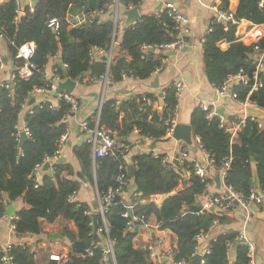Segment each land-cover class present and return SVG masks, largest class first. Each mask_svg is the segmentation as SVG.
Listing matches in <instances>:
<instances>
[{"label": "trees", "instance_id": "1", "mask_svg": "<svg viewBox=\"0 0 264 264\" xmlns=\"http://www.w3.org/2000/svg\"><path fill=\"white\" fill-rule=\"evenodd\" d=\"M114 1L36 0L33 11L29 6H24V15L19 16L17 21L16 4L10 1L0 7V30L13 42L10 51L15 59L21 45L34 42L36 53L33 60L42 69H45L50 58L58 56L61 51L62 63L67 65V69L58 66L56 62L55 69L60 78L68 73L73 80L81 81L87 73L93 78L107 73L114 84L121 83L125 78L149 79L162 68L163 61L168 56L169 50L161 46L178 39V32L173 30L175 24L167 12L143 14L139 21L127 26L122 35L117 36V52L109 67L102 55L91 61L94 48L110 47L115 25L108 7ZM219 1L218 8L229 11L230 0ZM118 2L123 7L141 6L140 0ZM260 3L261 0H240L234 14L236 20L245 19L255 25H264V7ZM72 6L85 12L105 10L109 18L105 21L95 20L88 28H69L65 17ZM52 19L60 22L56 33L49 26ZM237 28L238 24L231 21H215L211 30L203 36L206 76L218 88L241 70L250 79L251 85L254 81L257 61L250 56L254 53L252 46L245 45L237 37ZM222 42H227L229 47L222 49ZM144 45L150 48L145 50L142 48ZM261 48L264 50V38ZM16 62L17 66L23 64L20 59H16ZM259 77L263 85L258 90L251 92V85L238 82L232 91L237 94L238 100H249L264 108V72L259 73ZM46 81L43 74L34 73L28 79L16 75L9 88L6 87L9 82L0 83V218L5 216L7 199L14 202L22 198L28 208L19 210L11 223L15 225V232L23 237L32 235L39 238L32 246L24 243L12 245L8 250L1 249L0 264H8L3 260L4 257L10 258L12 264H103L104 245H94L93 241L103 242L108 238L113 243L117 264H149V249L136 248L134 240L140 227L153 217L161 230H171L177 236V246L172 252L174 262L187 263L196 253V235L200 232L208 233L216 223L226 220L227 211L224 214L202 212V206H196L213 180H201L191 171L187 186L180 187L184 181L182 173L175 165L169 169L163 166L161 158L165 154L155 158L153 151L134 156L135 172L131 177L127 161L110 155L94 160L92 145L84 141L73 148V154L87 182L95 185L99 194L110 187L116 188L117 177L121 172H126L128 183L132 180L135 186L129 203L121 192L116 195L107 212L108 234L96 233L93 213H89L92 212L91 207L70 199L83 184L71 163L57 162L54 170L45 172L39 181L32 175L34 169L44 164L46 158L59 152L60 139L68 131L67 116L71 104L61 99L57 105L49 101L33 105L25 115V123L31 135L22 144L19 142L20 113L31 98V92L46 84ZM164 91L167 106L161 112L154 110L153 105H145L142 95L125 102L105 99L100 112V124L113 130L121 145H131L125 138L136 129L140 130L139 138L149 137L154 143H158L167 134L169 126L166 119L174 118L178 105L176 89L170 87ZM145 97L159 101L158 96L152 94ZM211 110H205L201 105L194 109L191 118L192 133L200 139L202 148L214 158L217 171L224 168L226 158H231L225 184L247 197L255 187L256 172L259 188L264 190V128H259L258 123L250 117L246 126L232 141L231 134L221 126L220 118L216 115L208 116ZM150 113H153L151 120L148 118ZM91 119L92 117L89 120ZM128 185L123 189L127 190ZM173 191L176 194L165 199L161 206L155 202L143 203V200L168 195ZM127 205H132L133 208L129 210ZM126 211L131 212L132 217L144 216L145 220H137L130 227V218L123 216ZM58 220L66 224L74 222L77 229L74 232L66 226L64 231L71 241V250L66 256L68 261L65 263L51 259L49 251L39 246L42 241L40 237L46 233L44 224ZM101 228L103 223L98 217V230ZM239 236L237 232H230L212 240L209 251L204 256V264H249L248 246ZM88 250L93 253L90 254Z\"/></svg>", "mask_w": 264, "mask_h": 264}, {"label": "crops", "instance_id": "2", "mask_svg": "<svg viewBox=\"0 0 264 264\" xmlns=\"http://www.w3.org/2000/svg\"><path fill=\"white\" fill-rule=\"evenodd\" d=\"M167 1H171L179 6V8L190 19L189 32L187 39L189 41L188 50H169L168 56L163 61V66L160 70L152 75L151 78L146 80L136 78H125L121 83L114 85H105L103 80L99 78H93L88 73L84 75L83 79L73 80L76 82L74 90L71 92L79 101V108L75 114H72L68 120V131L66 133V141L61 148L60 157H65L64 162L71 163L75 169V172H82L80 164L73 154V148L87 140V135L82 131L81 124L85 120H89L95 111L99 108L100 104L105 99H114L118 102H125L129 98H135L137 96H146L152 94L158 96L160 92L167 88H170L175 81H182L185 86L181 91V96L178 99L177 111L174 116L177 124H190L194 109L198 105H205L208 109H212L216 112V109L224 106L225 115L223 116L226 124H230L238 115L246 114L250 117H257L264 122V115H256L254 113H248L247 108L253 106L264 111V108H260L255 104H248L244 106L237 99H234L232 95H221L218 92L217 87L210 83L205 72V58H204V46L203 39L204 34L208 31L210 21L216 16L219 0H144L138 7L141 14L158 13V7ZM240 0H230L229 12L235 14L238 8ZM262 7H264V0H262ZM126 7L120 5V28L118 30V36H121L125 29L126 16L122 14ZM82 9L76 6H72L68 13L78 14ZM21 13L20 16H23ZM111 16V15H110ZM100 20L105 21L109 18V15L102 14ZM237 37L244 36L248 31L253 29L255 24L242 19L237 21ZM132 25V24H130ZM129 25V26H130ZM242 41V40H240ZM245 45L252 46L250 41H242ZM10 42L5 37H0V63L2 62L3 68L0 70V83L3 81L10 82L16 71L17 62L10 51ZM187 47V46H186ZM229 44L227 42L221 43L222 49H227ZM174 52L171 54L170 52ZM99 57V53H97ZM259 54L254 52L252 57L257 61ZM6 60V62L2 61ZM58 57L53 56L50 58L49 63L46 65L45 70L47 77L51 80H57L58 75L56 73L55 65ZM66 75L58 81H66ZM155 79H158V88L152 87V83ZM62 92H69L63 90ZM31 97H35V102L31 105L28 104L29 100L24 105V108L19 116L18 128L22 131L25 127V115L28 113L33 105H37L41 102L49 101L52 104L59 103V96L57 94H32ZM220 97H224V102L220 100ZM159 105V103H158ZM154 110L159 111V107L155 106ZM161 112V111H160ZM138 133H131L128 140L131 145L126 161L128 164L133 163V157L142 152L155 151L162 154H174L177 155L182 151L189 153V160L185 163H180L182 169V175L184 179H189L191 168L190 163L193 161L206 162L205 153L202 147H200V139L194 137L192 133V144L189 145L183 140L176 139L172 135L165 136L164 139L155 143L154 149H151V145L154 143L152 139L145 137H138ZM176 166V165H175ZM44 167V166H43ZM43 167L38 172L39 180L42 179L45 172H52L50 170H44ZM177 167V166H176ZM178 168V167H177ZM218 172L216 170H210L208 172L209 178L213 180V183L209 186L210 195L223 193L225 191V183L222 180L220 189L216 188L214 178ZM77 178L76 176H74ZM129 182V180H128ZM129 184V185H128ZM127 190L122 189L121 195L126 202H130L134 195L135 186L133 181L127 183ZM126 185V186H127ZM184 185V182L180 184V187ZM201 202H205L206 196L200 198ZM73 201L86 203L91 207V210L95 212L92 204L98 200V190L95 185L90 182L83 183L80 190L72 196ZM155 202L159 206L163 203V195L153 196L149 200H143V203ZM203 202V203H204ZM11 203L16 207L17 212L21 209L28 208L27 204L22 198L17 199ZM202 203V204H203ZM260 206V207H259ZM256 206L258 211H264V203ZM16 215V214H15ZM14 215V216H15ZM13 216V217H14ZM11 217L9 221L5 218L0 220V250L6 249L9 245H23L24 243L32 246L36 240L32 235L18 238L16 232L12 230ZM226 220L220 223H216L211 230L206 234L204 239L200 242V254L209 249L212 240L216 239L219 235L237 232L239 235L245 233L246 241L252 242L255 246L254 261L255 264H264V221L259 219L257 214L252 210L248 214L241 206H236L233 209L225 213ZM66 226L71 231L76 232V226L74 222L65 223L62 220H58L54 223H45L44 233L40 238L39 246L42 249L49 251L50 258L53 255L66 257L71 250V241L65 236L64 231ZM56 235L51 239L50 235ZM134 245L138 249L153 247L156 253V259L160 260L164 264H176L172 257L173 249L177 246V236L168 229L161 230L156 218H151L148 223H145L140 227L139 233L134 240ZM235 253L232 254L234 258ZM194 257V256H193ZM193 257L186 263L191 264ZM204 264V262H203Z\"/></svg>", "mask_w": 264, "mask_h": 264}, {"label": "built area", "instance_id": "3", "mask_svg": "<svg viewBox=\"0 0 264 264\" xmlns=\"http://www.w3.org/2000/svg\"><path fill=\"white\" fill-rule=\"evenodd\" d=\"M10 1H14L16 4V17L15 21L18 20L20 14L23 11V5L21 0H0V7ZM144 0H140V4ZM262 4V0L260 5ZM134 5H129L128 7L125 8V10L133 9ZM217 8L216 16L213 17L210 21V25L208 28V31L211 30V25L217 21V22H234L236 23L237 20L234 16L233 13L229 11H224ZM30 10L33 11V6L30 5ZM108 11H110L111 14V19L114 22L115 25V31L112 35L111 38V43L110 47L108 49H96V52L93 51L92 56H91V61L96 60L97 53H99V56H105L106 57V63L107 66L111 64V61L113 57L116 55V50L115 46L117 45V36H118V30L120 28V4L118 0H115L110 6L108 7ZM167 12L169 18L173 21L175 24L173 27V30H176L178 32V39L175 42H172L170 44H165L162 45L161 47L163 49L167 50H181L183 47L189 45V41L187 39V35L189 32V24H190V19L188 16L185 15V13L179 8L178 5L171 1H167L163 4L162 8L158 11V13H163ZM105 10H100V11H91V12H85L84 10H81L78 14H72V13H67L65 17V21L68 24L69 28H77L80 26H84L86 23L89 21H94L97 16H101L102 14H105ZM136 22H134L132 25H134ZM49 26L54 28L56 31L60 28V22L57 19H52L49 23ZM131 26V25H130ZM168 26V25H167ZM0 37H5L10 44H13L11 40H9L6 35L0 30ZM264 38V25H255L253 29L248 31L244 36L240 37V40L245 41L248 40L250 41V44L252 45L253 52H256L259 54L256 66H257V71L253 76V84L251 85L250 79L247 78L245 75V72L241 70L237 75L234 77L230 78L227 82L222 85L221 88H218V92L221 95H232L234 99H237V94L232 91L233 86L241 82L244 85L248 86L251 85V92L258 90L260 87H262L263 83L262 80L259 77V73L264 72V50L261 48V41ZM143 49H148L150 46H142ZM36 53V44L34 42H26L23 45H21L18 48L17 54H16V59H20L23 61V64L18 66L16 68V73H14V76L12 80H10L9 83L6 84V87L9 88L11 84H13V80L15 79L16 75L28 79L31 77L34 73H39L43 74L44 78L47 79L46 84H44L41 87H36L32 92V94H50L52 92H55L58 88V81L61 79L60 76L58 75L57 80H51L50 78L47 77V73L45 69H42L38 66V64L33 60L34 56ZM56 58V56H55ZM64 69H67V65H63ZM3 68V64L1 62L0 64V70ZM99 79L103 80L105 85H114L113 81L109 78V76L106 74H103L99 77ZM185 84L182 81H175L172 83L171 87L176 89V95L177 98L179 99L181 96V91L184 88ZM165 91H162V95H159L158 97V102L154 101L150 97H143L142 101L145 103V105H153L159 107V111H162L163 109L166 108L167 104L165 102ZM59 100L64 99L67 102L71 104V109L70 113L68 114L67 118H69L72 114H75L76 111L79 108V101L76 99V97L73 95L71 92H62L58 93ZM241 104L244 106L248 104H252L251 101L246 100V101H240L238 100ZM159 103V105H158ZM58 104V103H57ZM54 104V105H57ZM254 104V103H253ZM103 102L100 104L99 108L95 111V113L92 116L91 120H85L81 124L82 131L87 135V142L90 143L93 147V157L94 160L99 157H103L106 155L114 156L116 158H121L126 161L128 153L130 151V146L129 145H121L118 144L116 137H115V132L111 130L110 128L101 125L100 124V112L102 109ZM202 108L205 110H208V108L205 105H202ZM177 111V107L175 109V114ZM218 116L220 118L221 126L225 129L226 132L231 134V140L234 141L239 132L246 126V122L250 116L246 115L245 113L242 115H238L235 117V119L230 123L226 124L225 120L223 117H220L219 115L216 114L214 110H211L208 114L209 117L211 116ZM149 120L153 118V113H150L148 116ZM252 120H254L256 123H258L259 128H264V122L257 117H251ZM92 124V125H91ZM166 124L169 126L167 130V136H170L173 134V131L177 125L175 122L174 118H169L166 119ZM26 132V135L28 138L30 137V131L27 128V125L25 124V127L23 129ZM20 131V130H19ZM21 132V131H20ZM20 132H19V139H20ZM134 132L140 133L139 129H136ZM66 134H64L61 139H60V150L58 153H56L54 156L46 158L45 163H50L51 169L54 170V165L58 162V159L60 158L61 155V148L66 141ZM149 138V137H145ZM200 147H202V144L200 142ZM203 149V148H202ZM204 150V149H203ZM205 153V159L206 162L202 163L199 161H193L190 163V168L191 171L194 172L196 176H198L201 180H206L209 178L208 172L210 170H216V162L212 156L204 150ZM162 153H158L153 151V156L155 158H160ZM179 160L180 163H185L189 160V153L187 151H182L177 155L174 154H165L162 156L161 161L163 166L166 168H171L175 165L174 161ZM231 163V158H226L225 159V165L224 168L220 171H217L221 174V178L225 183V177H226V172L230 167ZM38 165L34 171L32 172V175L36 176L37 180L39 181L38 178V172L39 170L44 166ZM191 175V173H190ZM117 183L118 186L116 188L110 187L106 192L103 194H99L98 192V208L95 210V212L98 213V217L101 218L102 223H103V228L99 229L97 232H106L108 234L109 232V221L107 218V212L109 211L110 206L113 204L116 195L121 192L124 186L127 185L128 179H127V173L126 172H121L119 176L117 177ZM210 186V185H209ZM72 199V197L70 198ZM264 203V190H261L260 188L251 190L249 196L245 197L241 193L235 192L231 187H228L225 184V191L223 193L215 194V195H209L206 196L205 202L202 204V212L204 211H210L211 208H214L215 211H229L233 209L236 206H241L248 214L252 212V207L253 206H259ZM127 209L131 210L133 208L132 205H127ZM89 212V213H93ZM123 216L126 218H130L128 222V226L132 227L137 220L144 221L145 218L144 216H135L132 217L131 212L126 211L123 213ZM132 217V218H131ZM5 216L1 217L0 220H3ZM12 230L15 231V225L12 224ZM96 232V233H97ZM207 233L200 232L196 235V240H197V247H196V253H200V242L204 239ZM241 240L246 241V235L245 233H242L240 236ZM94 245H104L103 247V252H102V262L103 264H117L116 261V256L114 252V247L112 241L108 238L103 242H96L93 241ZM248 246V254L250 257V263L249 264H255L254 261V255H255V246L252 242H247L246 243ZM12 245H9L6 250L10 249ZM150 253H149V264H163L160 260L156 259V253L153 250V247L150 246L148 247ZM209 249L202 252V255L205 256L206 253H208ZM90 254H92V250H88ZM195 254L193 256H195ZM51 259L53 260H58L62 261V263H65L68 261V258H61V256L58 255H53L51 256ZM3 260L5 262L11 261L10 258L4 257ZM204 262V260H203ZM176 264H181V263H176Z\"/></svg>", "mask_w": 264, "mask_h": 264}, {"label": "water", "instance_id": "4", "mask_svg": "<svg viewBox=\"0 0 264 264\" xmlns=\"http://www.w3.org/2000/svg\"><path fill=\"white\" fill-rule=\"evenodd\" d=\"M21 1H22L23 6H28L29 4H31V5H35L36 4V0H32V1H30V0H21ZM162 6L163 5L161 4L158 7L157 10L159 11L162 8ZM22 13H24V12H22ZM122 14L127 17L126 18V22H125V28L127 26H129L130 24H133L134 22L139 21L140 18H141V16H142V14L140 12V9L138 7H134L133 9H129V10H124L122 12ZM100 18H101L100 16H97L95 18V20H100ZM94 21H89L88 23H86L84 25V27L85 28L90 27L94 23ZM53 30H54L55 33L57 32L54 28H53ZM181 50L182 51L188 50V46L187 47L186 46L183 47ZM93 51L96 52V48H94ZM170 53L173 54L174 52L172 51ZM250 56L252 57V55H250ZM57 57H58L57 65L60 66V67H63V63H62V52L61 51L58 53V56ZM103 60H106V57L105 56L103 57ZM2 61L6 62V60H2ZM65 75H66V78H67L66 81L65 82H60L59 85H58L57 90L55 92H53V94L60 93L63 90H67L69 92H72L74 90V88L76 86V82H74L70 78V76H69L68 73H66ZM151 86L154 87V88H158L159 87L158 79H155ZM159 95H162V92H160ZM35 99H36L35 97H31V99L29 100L28 104L29 105L33 104L35 102ZM220 100L222 102H224V97H220ZM224 109H225L224 106L216 109V114L219 115L220 117H223L225 115V110ZM247 112L248 113H254L256 115H264V111L263 110H261L259 108H254L253 106L248 107L247 108ZM172 136L175 137L176 139L183 140L187 144L191 145L192 144V139H191V137H192V125H190V124H188V125H186V124H177L176 127H175V129H174V131H173ZM26 140H28V136L26 135V132L24 130H22L20 132L19 142H20V144H22ZM155 145L156 144L153 143L151 145V149H154ZM133 159H134V157H133ZM64 160H65V157H60L58 159V162H64ZM174 163L178 167V171L180 173H182V169L180 168V162H179V160L176 159L174 161ZM50 165L51 164L48 163V162L45 163L43 169L44 170H50V168H51ZM134 172H135V165H134V163H132V164L129 165V174H130L131 177H133ZM77 176L83 181V183H87V180H86V178H85V176L83 175L82 172H78L77 173ZM214 181H215L216 188L217 189H220V187L222 185V178H221V174L219 172L216 174V176L214 178ZM183 182H184V185L187 186L188 179H184ZM254 185H255V188L256 189L259 188L258 176H257V173L256 172L254 173ZM175 194H176V191H173V192H171L168 195H164L163 196V201L165 199H167L169 196H173ZM209 195H210V192L208 190L206 192L205 196H209ZM92 206H93V209L94 210H97L98 203L97 202H94L92 204ZM196 206L197 207L202 206L201 200L197 201ZM252 210L257 214V216H258L259 219H261V220L264 221V211H262V212L258 211V209H257L256 206H253L252 207ZM210 211L217 212L219 214H224V211H218V210L215 211L214 208H211ZM16 213H17L16 207L11 203V201L9 199H7L6 200L5 220L6 221H9V219L11 217H13ZM92 217H93L94 230H95V232H97L98 231V213L97 212H93ZM16 236L18 238H22L23 237L22 234H18V233H16ZM55 237H56V235H53V234L50 235V238L51 239H53ZM242 241L244 242V240H242ZM203 260H204V256L202 254H200V253H197L193 257V259L191 261V264H203ZM8 264H12L11 261H8Z\"/></svg>", "mask_w": 264, "mask_h": 264}, {"label": "bare ground", "instance_id": "5", "mask_svg": "<svg viewBox=\"0 0 264 264\" xmlns=\"http://www.w3.org/2000/svg\"><path fill=\"white\" fill-rule=\"evenodd\" d=\"M30 1H32V0H30ZM22 5H23V4H22ZM30 5H31V4H29L28 6L30 7ZM32 6H34V5H32ZM23 7H24V6H23ZM22 12H24V11H22ZM103 57H104V56H103ZM57 61H58V60H57ZM57 61H56V62H57ZM105 61H106V60H105Z\"/></svg>", "mask_w": 264, "mask_h": 264}]
</instances>
